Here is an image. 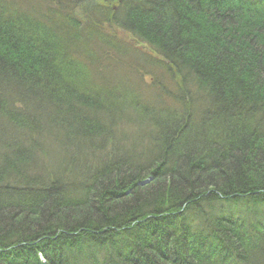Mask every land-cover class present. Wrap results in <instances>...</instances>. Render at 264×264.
Listing matches in <instances>:
<instances>
[{
  "label": "trees",
  "instance_id": "1",
  "mask_svg": "<svg viewBox=\"0 0 264 264\" xmlns=\"http://www.w3.org/2000/svg\"><path fill=\"white\" fill-rule=\"evenodd\" d=\"M84 1L0 0V264H264V0ZM201 22L213 31L196 35ZM156 55L174 83L207 89L204 119L222 127L189 125L195 101H182L148 148L120 149L112 128L145 103L117 77L144 87L155 73L141 59ZM185 126L198 135L177 138ZM48 142L64 149L36 172L32 149L47 156Z\"/></svg>",
  "mask_w": 264,
  "mask_h": 264
},
{
  "label": "rangeland",
  "instance_id": "2",
  "mask_svg": "<svg viewBox=\"0 0 264 264\" xmlns=\"http://www.w3.org/2000/svg\"><path fill=\"white\" fill-rule=\"evenodd\" d=\"M91 1L85 0L84 3L82 4V6H80L81 8H83L84 12L87 11L84 7H86L87 9L89 7H91V5L93 3ZM80 7L75 10V12L78 15H80L81 12L83 14V11L80 9ZM116 7L117 6H115V8ZM87 15H90V13H87ZM84 17H86V16H84ZM205 22H208V20H206ZM220 22L223 23L224 27L227 26L224 24V23H227L226 21L222 20ZM198 24H199L198 28H193V30L196 31L195 34L198 36H201V34L205 35V33H207V32L211 33L214 29V27H212V25H214V24H211L210 28L205 26L202 22L198 23ZM112 27L115 29L114 34L117 36L118 39H120V41L123 40L127 44L130 43L131 45H129V46L130 47L132 46V48H134L135 50H138L139 53L142 55H145L146 52L147 53L149 52V48H146L145 44L140 43L137 39L133 38L132 35L128 31L123 30L122 28H119L116 24H113ZM209 29H211V30H209ZM126 55L128 56L127 59H129L130 61L136 60V62H138V60H137V58H139L138 54L126 53ZM153 55H154V53H153ZM158 56H159V60L162 59L161 61L157 60ZM154 57H155L154 59L157 60V62H156L157 64L152 65V67H147L146 65L143 64V63L148 64L149 63L148 59H147V61H143V59H141L143 63H140V64H142L144 69L145 70L150 69L149 71L153 70V72L155 73V76H153L151 73V74L145 75L142 78L141 81L144 82V83L142 82L144 84V87H141L140 81L136 78L137 76H136L135 72L130 71V69L129 70L126 69V71L124 70L122 72V74L120 75V77H117L119 79L120 83H122L123 85H126V87L128 86L130 89L133 88L134 92L137 94L139 92V99L142 101V103H145V104L141 105L140 103H138L137 105H141V106H139L135 110L131 109L128 111V115H126L127 118L125 119L126 123L124 122L122 124H118V126L116 125L115 128L114 127L112 128L113 133H114V137H115V139L113 138L115 141L112 140V142H115L113 144L118 145L117 147L120 149H123V148L125 149V148H130L131 145H133V146L138 145L139 146L140 142H142V143H144L143 148L144 149L148 148L149 147V141H151V139H152L151 138V131L153 130L152 128L154 126V124H151V123H154L155 122L154 120H156L157 118H165V113H163L165 111L171 112V110H173V112L174 111L181 112L183 109V103H181L182 101H187V103L189 101L190 104H191V101L192 102H193V100L195 101V103L192 105L193 106L192 107L193 108L192 109L193 114H191V116L189 115V117L191 118L190 121H192V122H189V125H192L195 128H200L201 125H204V128L205 127L208 128L205 130L206 132L209 130V128H213V127L215 130L218 128L220 131V128L222 127L221 126L222 123H220L219 121H218L219 122L218 123L214 117H210V119L213 120L214 123H212L209 120L204 119V118L208 117V115L207 116H205V115L208 113V111L214 105L213 100H211L212 97L207 92V89L201 88V86H197L195 79L191 78L192 79L191 80V79L187 78L188 80L185 81V77H184V79L182 77L178 78L176 75H173V76L178 78L179 80L177 79L178 80L177 83H174L175 81L173 80V77H171V74L169 72L172 69V67H169V69H165V66L163 65L164 62H162L163 60H165V58H163L161 55H156ZM153 78H155V80L152 81ZM160 82H165L166 84L164 87L158 89ZM181 83H184V84H181ZM179 84H181V85H179ZM183 87H185V88H183ZM181 92L185 93V95H186L185 99L183 98L184 96H182V97L180 96ZM182 98H183V100H182ZM177 100H179L180 102ZM143 105L145 106L146 110H143V108H142V107H144ZM147 110H151L152 113L156 114V115H153L154 118L150 117V120H149V118H147L143 115V112H146ZM161 111H163V112H161ZM192 111H191V113H192ZM209 113H210V111H209ZM211 116H213V115H211ZM185 117L186 116L183 115L182 118H180V119H182V121H183V119ZM112 129H111V131H112ZM194 130L195 129L190 128V126H185V127H183V129L181 131H179L177 133L176 137L179 139H183V137L190 139L194 135H198L197 130L196 131H194ZM48 144H50V146ZM60 145H61L60 142H56V143L48 142L47 145H45L46 150L44 148L41 149V150L46 151V154H47V156H43V157L40 154L41 152L38 151L39 148H36V149L33 148L32 149V151H33L32 156L33 157H30V159L28 161L29 164L34 162L32 169L36 170V172H41V173H43L42 169H47L49 172H51L52 170H49L53 166V164H51V163H53L54 159L57 158V155H59V150L64 149V147H61ZM110 145H111V143H109V146ZM261 146H263V147H261ZM259 147H260L261 151H264V145H262L260 143ZM143 148L141 149V151H143ZM3 153H5V152L3 151V148H1L0 154H3ZM122 153H124V152H122ZM152 153L153 154H152V156H150V158H152L153 156L155 158H157L159 156L162 157L161 151H156L154 149L152 151ZM144 155H146V154H144ZM146 156H148V155H146ZM230 158L231 157L228 155L227 159L225 161H228ZM230 160H232V158ZM0 161H1V158H0ZM2 162H3V160H2ZM231 162L234 163V160H232ZM222 163H224V162H222ZM0 164H1V162H0ZM76 166L77 165H73L72 162L65 164V168L76 167ZM229 177L230 176H227V178H229ZM153 179L154 178L151 175H149L145 179H143L142 181L136 183V185H142L145 183H150V181H152ZM158 182L159 181L156 180L154 183L156 184ZM128 193H130V190H128L125 194L127 195ZM222 209H224V213H225L226 217H227L229 211H231V213L236 217L239 216V214H241V211H243V213L245 212V210H243L242 207H238L235 204H230V205L221 204V205L215 207V210L223 211ZM262 211H263V213H261ZM258 213H259V215L264 214V206L261 208L260 212H258Z\"/></svg>",
  "mask_w": 264,
  "mask_h": 264
}]
</instances>
